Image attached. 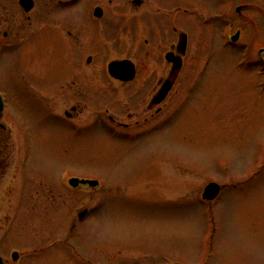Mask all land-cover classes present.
Returning a JSON list of instances; mask_svg holds the SVG:
<instances>
[{
	"label": "rangeland",
	"instance_id": "1",
	"mask_svg": "<svg viewBox=\"0 0 264 264\" xmlns=\"http://www.w3.org/2000/svg\"><path fill=\"white\" fill-rule=\"evenodd\" d=\"M18 1L0 0L4 264H264V97L255 99L257 79L238 68L239 51L217 36L198 40L183 15L188 56L153 118L147 104L165 80L154 76L165 69L164 45L149 40L142 19L158 6L105 0L115 32L100 35L96 0H33L28 14ZM126 17L136 27L123 26ZM70 32L85 48L74 84L64 82ZM114 59L137 65L130 90L107 76ZM70 179L98 187L72 189ZM209 184L222 189L211 204L202 199Z\"/></svg>",
	"mask_w": 264,
	"mask_h": 264
},
{
	"label": "flooded vegetation",
	"instance_id": "2",
	"mask_svg": "<svg viewBox=\"0 0 264 264\" xmlns=\"http://www.w3.org/2000/svg\"><path fill=\"white\" fill-rule=\"evenodd\" d=\"M107 1V5L112 6L115 0ZM183 1L187 2L190 6H184ZM152 2L159 8L155 9V11L149 9L142 20L148 24L150 33L147 35L149 37L151 36L149 40L151 42H160V45H164V49L162 51L160 50L161 53H159V55L164 63L165 69L162 74L154 73V76L165 77V80H158L152 90H149L150 94L147 111L151 117L154 118L160 114L161 108L159 106L164 104L170 97L171 91L184 69L185 60L189 52L190 35L184 32L182 25L183 15H189V13L193 20L192 29L195 31L194 34H199L196 37L198 40L204 38L201 36V32L207 34L206 41L208 43H211L213 38L217 36L221 46L229 49H237L239 51L238 68L243 75L251 73L254 75L253 77L257 79L253 83L255 89L254 93L256 95L255 99L258 100L264 97V0H129L128 5L129 7H133L134 10H140L149 7V4ZM104 5L105 0H96L94 7L91 5L84 9L85 12H89L92 7L93 12L96 10L98 11V17L93 18V20L97 23V31L100 35H103L104 30L115 32V28L112 27L111 30V28L106 27L112 20L106 19V12L103 8ZM113 20H116L118 26H120L119 20ZM125 20L127 21H125L126 24L123 26L128 25L129 30L130 24L136 27L135 21L130 19V17H126ZM219 26H221L219 34H213V31L212 33L209 31L210 29L213 30V28H219ZM118 30L119 27H117V32ZM192 33L191 31V35ZM67 36L70 43L69 46L66 47L65 53L69 55L67 56L68 58L65 57V59L69 65V74L64 82L66 84H74V81L77 83V79L70 81V77L72 76V72L74 74L79 73L78 65L84 60L82 55L84 54L85 48L82 45L83 43H81V38H73V36H76L74 33L72 34L70 32ZM149 40H145L146 46L150 45ZM162 41L165 44H163ZM76 42H79L78 48H75ZM183 43L186 44L184 53L182 52ZM236 46L238 48H235ZM71 51L76 52L75 60L72 59V61L69 58ZM147 55L149 54L147 53ZM85 60L87 65L92 62L91 57ZM179 62L181 63V68L175 70V65ZM132 64L134 66V79L131 82L123 83L110 78L108 74L107 76L112 82L125 86L130 90V83L134 82L138 76V67L135 63L132 62ZM168 81H171L173 85L168 94L164 97L163 102L159 105L156 103V100L159 97V92H161L163 88V84ZM135 97L140 99L139 94ZM76 110V108H73V111ZM257 111H259V109H257ZM66 114L68 118L72 119L73 115ZM109 119L110 121L112 120L111 117ZM168 119L156 122L157 126L165 124ZM155 128L156 127H154V129ZM5 129L4 126H0V131H4ZM141 130L145 135L150 133V129L145 125L142 126ZM79 188H81V186Z\"/></svg>",
	"mask_w": 264,
	"mask_h": 264
},
{
	"label": "water",
	"instance_id": "3",
	"mask_svg": "<svg viewBox=\"0 0 264 264\" xmlns=\"http://www.w3.org/2000/svg\"><path fill=\"white\" fill-rule=\"evenodd\" d=\"M20 5L23 7V9L25 10L26 13L30 12L34 7V4L32 3L31 0H20ZM95 16H97V11L95 13ZM185 47H186V45H185V43H183V45H182V52L183 53L185 51ZM180 68H181V63L179 62L175 65V70H179ZM108 72L112 78L119 80L121 82H129V81H132L134 79V66L131 62H128V61H120V62L110 63L108 66ZM171 86H172L171 82H167L164 84L163 89L161 90L159 97L156 100L157 104L161 103L164 100V97L170 91ZM3 109H4V104H3L2 98L0 96V118L2 116ZM69 184L73 188H77L79 184L88 185L91 188H95L96 186H98L97 182L79 181L77 179L70 180ZM219 194H220V187L216 184H210L209 186L206 187V189L204 191L203 199L211 202V201H214L218 197ZM85 214L86 213L81 214L79 216V219L82 220L83 217L85 216ZM12 259H13V261H17L18 260V254L14 253L12 255ZM0 264H3L1 258H0Z\"/></svg>",
	"mask_w": 264,
	"mask_h": 264
}]
</instances>
